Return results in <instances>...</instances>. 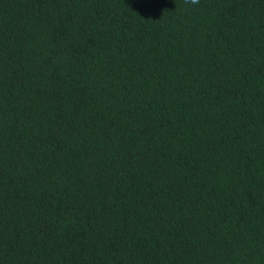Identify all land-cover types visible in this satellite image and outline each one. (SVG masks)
I'll return each instance as SVG.
<instances>
[{"label":"trees","instance_id":"obj_1","mask_svg":"<svg viewBox=\"0 0 264 264\" xmlns=\"http://www.w3.org/2000/svg\"><path fill=\"white\" fill-rule=\"evenodd\" d=\"M0 264H264V0H0Z\"/></svg>","mask_w":264,"mask_h":264},{"label":"clouds","instance_id":"obj_2","mask_svg":"<svg viewBox=\"0 0 264 264\" xmlns=\"http://www.w3.org/2000/svg\"><path fill=\"white\" fill-rule=\"evenodd\" d=\"M185 3L190 5H198L200 0H185Z\"/></svg>","mask_w":264,"mask_h":264}]
</instances>
